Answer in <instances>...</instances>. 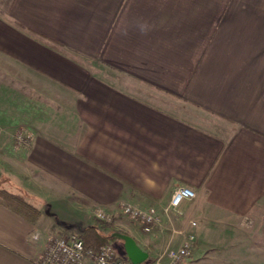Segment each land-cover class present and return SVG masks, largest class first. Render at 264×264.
Returning <instances> with one entry per match:
<instances>
[{"label": "crops", "instance_id": "obj_1", "mask_svg": "<svg viewBox=\"0 0 264 264\" xmlns=\"http://www.w3.org/2000/svg\"><path fill=\"white\" fill-rule=\"evenodd\" d=\"M1 169L39 215L0 199V264L97 207L150 260L192 231L186 264H264V0H0Z\"/></svg>", "mask_w": 264, "mask_h": 264}, {"label": "built area", "instance_id": "obj_2", "mask_svg": "<svg viewBox=\"0 0 264 264\" xmlns=\"http://www.w3.org/2000/svg\"><path fill=\"white\" fill-rule=\"evenodd\" d=\"M19 145L27 144L28 140L23 132L16 135ZM196 196V192L187 186H178L174 189L169 204L165 208L179 209L186 199ZM122 212L131 220L142 225L146 232H152L154 228L162 221L161 213L156 206L141 208L132 203H121ZM97 219L114 222V216L97 207L94 211ZM192 225H196V221H191ZM196 241V234L188 232L178 246H169L160 253L153 264H186L190 257L192 248ZM38 264H134L130 260L124 259L119 255L116 248L110 243H104L97 247L88 245L84 239L77 233H69L67 235H51L47 238L45 247L40 253Z\"/></svg>", "mask_w": 264, "mask_h": 264}, {"label": "trees", "instance_id": "obj_3", "mask_svg": "<svg viewBox=\"0 0 264 264\" xmlns=\"http://www.w3.org/2000/svg\"><path fill=\"white\" fill-rule=\"evenodd\" d=\"M0 199H4L3 201L10 204L12 207L15 206L27 211L32 218H37L39 215V210L36 207H34L31 203H29L27 200H25V198L22 197L21 195L2 189L0 190ZM101 227L110 228V232L104 233ZM114 231H116V229L113 228V222H107L100 219H96V225L87 227L82 231L83 233L79 235L84 239L86 244L95 247L97 245L104 244L107 241L118 239L112 236V233ZM122 255L124 259L129 260L127 258L124 248Z\"/></svg>", "mask_w": 264, "mask_h": 264}, {"label": "rangeland", "instance_id": "obj_4", "mask_svg": "<svg viewBox=\"0 0 264 264\" xmlns=\"http://www.w3.org/2000/svg\"><path fill=\"white\" fill-rule=\"evenodd\" d=\"M12 180H14L13 176L9 172L7 173V171L1 169L0 187L11 188V186H12ZM56 214H57L58 217H60L62 215L60 212H57ZM260 216H261L260 218L264 219V212L260 213ZM58 223L62 226V228H65V229L62 230V231H58L57 233H54V234H51V235H54V236L55 235L56 236L57 235H67L69 233L82 234L83 233L82 231L85 229L84 223L81 222V221H77V220H71L70 222H67L65 220L59 219ZM93 223H95V225H96V219H94V222ZM113 228L116 229V225L114 226V222H113ZM101 229H102V231L104 233L110 232V228H103V227H101ZM116 231H118V228L116 229ZM105 243L112 244L116 248V250L119 253V255L120 256H123L122 254H123V248H124V246H123V241L121 239L118 238V239H114V240L107 241ZM97 246H99V245H97ZM97 246H95V247H97ZM188 259H187V261H188ZM146 263L147 264H153L154 263V260H150V257H149L147 259ZM197 264H204V261L202 260V261H200Z\"/></svg>", "mask_w": 264, "mask_h": 264}, {"label": "water", "instance_id": "obj_5", "mask_svg": "<svg viewBox=\"0 0 264 264\" xmlns=\"http://www.w3.org/2000/svg\"><path fill=\"white\" fill-rule=\"evenodd\" d=\"M112 236L119 238L123 241V246L127 258L134 264H147L146 261L149 258V252L144 250L136 241V239L121 231H114Z\"/></svg>", "mask_w": 264, "mask_h": 264}, {"label": "clouds", "instance_id": "obj_6", "mask_svg": "<svg viewBox=\"0 0 264 264\" xmlns=\"http://www.w3.org/2000/svg\"><path fill=\"white\" fill-rule=\"evenodd\" d=\"M152 25L147 21L140 18L138 20V31L140 35H147L152 30ZM121 35H127V31H123L120 33Z\"/></svg>", "mask_w": 264, "mask_h": 264}]
</instances>
